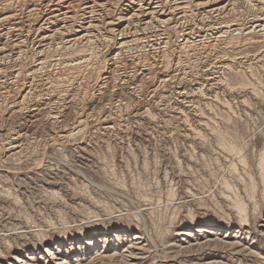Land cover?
Instances as JSON below:
<instances>
[{
	"label": "rangeland",
	"instance_id": "1",
	"mask_svg": "<svg viewBox=\"0 0 264 264\" xmlns=\"http://www.w3.org/2000/svg\"><path fill=\"white\" fill-rule=\"evenodd\" d=\"M263 11L0 0V264H264Z\"/></svg>",
	"mask_w": 264,
	"mask_h": 264
},
{
	"label": "bare ground",
	"instance_id": "2",
	"mask_svg": "<svg viewBox=\"0 0 264 264\" xmlns=\"http://www.w3.org/2000/svg\"><path fill=\"white\" fill-rule=\"evenodd\" d=\"M264 12V11H263ZM255 13V12H254ZM264 15V14H263ZM202 22V21H201ZM256 24H258V23H256ZM261 25V24H260ZM227 26V25H226ZM256 27V26H255ZM254 28V27H253ZM252 28V29H253ZM262 29H263V31H264V27L262 26ZM138 32V31H137ZM194 32V31H193ZM264 33V32H263ZM165 34V33H164ZM249 34V33H248ZM125 35V34H124ZM138 35V34H137ZM224 37V36H223ZM229 38V37H228ZM123 39V38H122ZM205 39V38H204ZM226 39V38H225ZM218 40H221V39H218ZM217 40V41H218ZM224 41V40H223ZM219 43V42H218ZM241 46V45H240ZM153 50V49H152ZM231 50V49H230ZM157 51V50H156ZM156 53V52H155ZM165 56V55H164ZM21 57V56H20ZM243 58V57H242ZM5 68V67H4ZM187 72V71H186ZM165 79V78H164ZM164 84V83H163ZM116 105V104H115ZM81 220V219H80ZM198 230V232H203V231H206V228L204 229V228H202V227H200V228H198L197 229ZM108 232H106V234H107ZM184 233V232H183ZM91 234V233H90ZM184 234H190L189 232H186L185 231V233ZM118 235V234H117ZM116 236V235H115ZM119 237V236H118ZM135 238H137V237H135ZM139 238V237H138ZM206 238V237H205ZM91 240H89L88 242H91V243H95V240H93V237L92 238H90ZM206 240V239H205ZM215 240V239H214ZM140 241V240H139ZM87 242V241H86ZM97 242V241H96ZM206 242H210V243H212V241H210V240H208V241H206ZM215 243V242H214ZM57 246H55L53 249H51V248H49V247H46V249H45V255H47V258H49V256H51L50 258H51V260H53V259H56V256L57 255H59V254H61V252H60V248H63L64 247V245H63V243H55ZM70 244H73L72 242L70 243ZM199 245H198V247H200V248H204V244H202V243H198ZM94 246V245H93ZM141 248V247H140ZM54 249H55V252H54ZM87 250V249H86ZM132 250V249H131ZM63 251V250H62ZM125 251V250H124ZM129 251V250H128ZM128 253V252H127ZM134 253V252H133ZM132 253V256H134V254ZM84 254V253H83ZM125 256V255H124ZM128 257V256H127ZM129 257H131V256H129ZM135 257V256H134ZM31 259V258H30ZM47 260V259H46ZM49 261L48 263H50L51 264V262L52 261ZM123 261V260H122ZM55 264H66V259L64 258V257H62V258H59V260L57 261V262H55Z\"/></svg>",
	"mask_w": 264,
	"mask_h": 264
}]
</instances>
